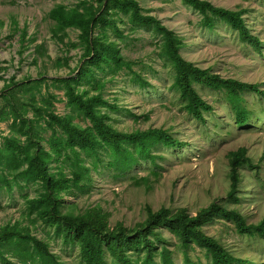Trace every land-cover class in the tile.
Wrapping results in <instances>:
<instances>
[{"label":"rangeland","instance_id":"1","mask_svg":"<svg viewBox=\"0 0 264 264\" xmlns=\"http://www.w3.org/2000/svg\"><path fill=\"white\" fill-rule=\"evenodd\" d=\"M137 1L145 14L156 18L182 40L181 56L185 60L201 69L208 68L222 78L256 83L264 90V0H206L216 7L244 11L241 17L259 40L256 47L240 40L236 30L224 21L217 20L212 28L203 26L201 15L182 0ZM77 2L0 0V91L11 80L17 86L38 79L40 83L32 90L34 99L50 95L54 98V112L59 115L67 112L64 89L51 79L66 76L77 64L81 50L73 47V43L77 41L78 31L69 29L63 42L57 41L52 37V21L47 14L56 4L73 7ZM118 27L123 32L118 39L120 54L147 85L141 87L133 81L126 68L117 76L104 77L103 97L109 103L115 100L120 108L118 113L109 112L110 115L119 129L163 128L185 144L181 148L159 146L152 152L154 163L149 158H141L116 178L112 169L91 170L89 191L64 195L65 205H71L75 213L99 207L108 214L111 226L131 227L143 221L146 205L154 211L161 207L172 211L185 208L195 215L209 204L218 203L238 211L246 225L264 220V101L253 93H242L248 118L243 125H238L223 92L197 86L198 93L212 111L205 114L204 122L196 121L186 114L183 101L173 89L171 64L159 55L160 37L151 28L131 31L122 23ZM110 38L114 39L112 35ZM81 88L89 89L85 85ZM21 89L26 91V88ZM21 89L16 91L18 95H23ZM89 90L90 94L94 93ZM37 106L41 104L37 102ZM3 111H7V106L0 96V114ZM25 116L31 119L36 114L28 107ZM81 122V126L86 123ZM12 125L11 117L0 120V145L5 137L14 135ZM42 136L46 139L47 132ZM238 148L246 149V157L250 160V164L238 170L243 177L238 185L239 206L227 199V154ZM37 191L35 184L23 185L22 190L15 188L10 194L0 191V226L21 219L26 223V217L21 215L24 210L22 195L32 197ZM203 230L236 258L244 260L238 264H264V240L236 233L231 220L215 217L203 226ZM34 233L47 240L50 249L63 262L80 264L73 244H64L60 238H54L52 231L40 224H36ZM162 236L166 248L173 254V262L184 264L186 260L182 250L176 248L173 235L163 230ZM193 245L188 250L191 264L208 263L204 249ZM155 262L158 263V259Z\"/></svg>","mask_w":264,"mask_h":264},{"label":"trees","instance_id":"2","mask_svg":"<svg viewBox=\"0 0 264 264\" xmlns=\"http://www.w3.org/2000/svg\"><path fill=\"white\" fill-rule=\"evenodd\" d=\"M182 1L201 15L203 26L212 28L217 20L224 21L236 30L240 40L255 47L259 45L257 36L249 31L241 17L244 11L216 7L206 0ZM47 17L52 21L51 34L57 41L63 42L69 29L78 31L73 47L78 46L81 52L77 64L66 76L51 79L64 89L68 110L63 115L54 112L52 96L34 99L32 90L40 83L38 79L17 86L11 80L0 91L7 106L0 120L11 117L14 134L5 137L0 145V191L10 194L13 189L22 190L27 184H35L38 190L32 197L22 195L24 210L21 215L26 217V223L21 219L0 226V264H67L50 249L47 240L34 233L36 224L50 229L53 237L60 238L64 244H73L80 264H175L172 252L165 246L163 230L176 239V248L182 250L186 260L184 264H191L188 250L192 244L208 254L206 264L243 262L216 238L206 234L203 226L215 217L225 218L232 221L236 233L264 240V220L246 225L238 211L222 204L211 203L195 215L185 208L172 211L161 207L154 211L146 205L144 220L125 227L108 224V214L99 207L75 213L71 205H65L63 196L88 192L91 170L112 169L116 178L141 158H149L154 163L152 152L159 146L181 148L185 144L163 128L119 129L110 115L109 112L118 113L120 108L115 100L109 103L103 97L104 77L117 76L126 68L133 81L141 87L147 85L120 54L118 39L123 32L119 23L131 31L151 28L160 37L159 55L171 64L173 89L183 101L186 114L196 121L204 122L205 114L212 111L201 98L197 86L223 92L238 125H243L248 118L241 94L250 92L264 101V90L256 83L222 78L208 68L201 69L185 60L181 56L182 40L156 18L145 14L137 0H78L73 7L56 4ZM40 47H36V51ZM83 85L94 93L81 88ZM20 89L23 95L17 94ZM37 102L41 106H37ZM28 107L36 117L25 116ZM81 121L86 123L81 126ZM44 132H47L46 139L42 136ZM227 160V199L239 206L238 185L243 177L238 170L250 164V160L244 148L228 152Z\"/></svg>","mask_w":264,"mask_h":264}]
</instances>
